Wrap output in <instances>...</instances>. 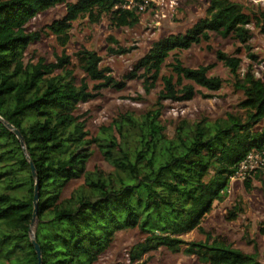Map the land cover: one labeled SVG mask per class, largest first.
<instances>
[{
  "label": "trees",
  "instance_id": "16d2710c",
  "mask_svg": "<svg viewBox=\"0 0 264 264\" xmlns=\"http://www.w3.org/2000/svg\"><path fill=\"white\" fill-rule=\"evenodd\" d=\"M127 4L126 0H0V264H38L31 238L36 193L33 234L41 264H97L117 233L135 229L144 239L129 251L133 264H145L143 256L159 248L182 251L202 264H260L256 255L208 234L204 242L186 243L180 238L201 231L214 203L227 196L238 164L264 146V81L250 71L240 77L241 59L218 51L217 61L229 70L234 88L243 95L238 108L244 116L228 114L212 124L182 123L171 138L160 121L163 103L191 101L200 94L196 87L212 92L222 88V79L209 76L214 65L188 68L174 57L171 75L162 76L161 71L172 54L209 42L211 33L246 46L252 20L241 5L209 0L204 18L184 34L154 42L123 82L100 67L94 52L80 51L78 63L97 83L95 93L85 82L76 85L71 72L53 76L69 64L65 56L52 65L25 62L29 45L40 40L39 33L27 31V23L38 14L65 6L64 17L48 26L64 46L72 23L80 18L98 23L107 16L114 28H135L138 13L124 8ZM256 26L264 36V9ZM136 79L142 80L145 94L162 83L155 109L140 117L122 115L111 126L117 136L101 134L91 140L113 172L87 171L91 143L77 115L79 105L103 89L121 91L125 82ZM5 124L20 133L25 151ZM76 180H83V185L63 199V191Z\"/></svg>",
  "mask_w": 264,
  "mask_h": 264
},
{
  "label": "rangeland",
  "instance_id": "374dc122",
  "mask_svg": "<svg viewBox=\"0 0 264 264\" xmlns=\"http://www.w3.org/2000/svg\"><path fill=\"white\" fill-rule=\"evenodd\" d=\"M76 1L69 0L71 3ZM143 1H147L148 4L144 11L137 12L139 23L135 28H114L107 16L102 17L98 23L88 18H80L72 23L68 31V41L64 46L51 34L48 26L64 17L65 6H57L38 14L27 23V31L39 33L40 40L29 45L25 62L36 64L42 60L44 64L52 65L58 62V58L65 56L69 64L62 70H55L53 76L61 75L65 71L71 72L76 85L85 82L89 91L95 93L93 87L97 83L86 76L78 63L77 54L80 51L94 52L101 59L100 67L110 69L109 76L117 82H123L125 76L133 71L136 62L154 42L171 34H184L204 18L209 0ZM232 1L241 5L252 20L248 26L251 39L246 46L232 38L224 39L211 33L209 42L195 45L188 51L172 54L161 71L162 76H170L169 64L177 57L188 68L214 65L209 76L218 77L223 81L222 88L218 91H206L196 87L200 94L191 101L163 103L160 121L169 138L174 135L175 128L182 123L205 121L212 124L226 118L228 114L244 116L238 108L243 95L234 88L235 80L229 70L217 61L218 51L241 59L238 72L240 77L250 71L257 79L264 81V36L256 26L259 12L264 9V0ZM119 48L126 52L115 55L110 51ZM161 90L162 83L158 81L155 88L149 94H145L142 80H130L125 82V87L121 91L103 89L98 97L79 105L77 115L85 123L89 135L87 139L91 143L87 171H99L104 174L113 172L111 165L105 161L91 140L109 134L117 136L111 126L112 122L122 115L140 117L154 110ZM258 175L243 182L230 180L227 196L223 201L214 203L212 211L201 223V231L195 230L180 239L186 243L204 242L208 234L212 239L219 240L233 249L248 255H256L259 263L264 264V234L261 233V228L264 227V173ZM246 181H249L248 188L245 186ZM82 185L83 180L72 181L63 191L62 198H68ZM237 208L239 209L235 218H231V213ZM143 239V234L136 229L117 233L111 246L99 258L97 264H133L129 260V251ZM142 261L145 264H202L195 257L187 256L182 251L171 253L164 248L144 255Z\"/></svg>",
  "mask_w": 264,
  "mask_h": 264
},
{
  "label": "built area",
  "instance_id": "2783aa9c",
  "mask_svg": "<svg viewBox=\"0 0 264 264\" xmlns=\"http://www.w3.org/2000/svg\"><path fill=\"white\" fill-rule=\"evenodd\" d=\"M126 9L135 8L137 12L144 11L147 1L126 0ZM257 173H264V146L260 151L249 152L238 164L231 180L245 181Z\"/></svg>",
  "mask_w": 264,
  "mask_h": 264
},
{
  "label": "water",
  "instance_id": "95a60500",
  "mask_svg": "<svg viewBox=\"0 0 264 264\" xmlns=\"http://www.w3.org/2000/svg\"><path fill=\"white\" fill-rule=\"evenodd\" d=\"M6 127L11 130L14 135L18 138V140L20 141L21 143V146L23 147V150L25 151V147H24V141H23V138L21 137L20 133L15 130L11 125L9 124H5ZM30 166H31V171L33 173V176L35 177V169L33 167V164L32 162H30ZM36 179V177H35ZM36 184H37V180H36ZM37 190V187L36 189ZM37 200H38V196H37V193L35 194V197H34V212H33V218H32V223H31V227H34L35 225V222H36V218H37ZM32 233V231H31ZM32 238V243L35 247V250H36V253H37V256H38V264H41V254H40V249H39V246L36 244L35 240H34V234H33V237Z\"/></svg>",
  "mask_w": 264,
  "mask_h": 264
}]
</instances>
